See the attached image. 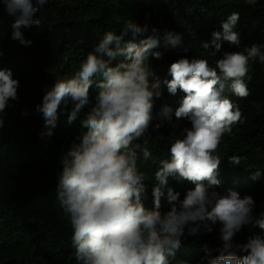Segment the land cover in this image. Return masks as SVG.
I'll return each mask as SVG.
<instances>
[{
  "label": "clouds",
  "instance_id": "obj_1",
  "mask_svg": "<svg viewBox=\"0 0 264 264\" xmlns=\"http://www.w3.org/2000/svg\"><path fill=\"white\" fill-rule=\"evenodd\" d=\"M223 13H211L216 7L202 6L210 17L201 49H192L172 62L164 79L167 91L183 98L173 109L165 105L154 128L167 124L173 129L168 139L170 159L159 161L151 195L153 207L145 206L146 174L140 171L139 150L147 161L152 153L136 141L147 133L153 119L155 101L162 95L160 78L152 70L150 58L161 59L163 48H183L179 33L166 31L161 43L160 30L125 21L119 34L105 31L79 70L68 78L54 77L45 85L35 112L44 126L40 139H51L61 111L67 124L81 119V129L61 155L57 171V202L68 216L72 228L69 255L75 264H169L187 236L212 232L219 224L221 245L212 255L205 245L208 264H264V210L256 212L254 195L227 189L223 194L210 191L219 186L218 176L246 159L230 155L233 132L246 122L238 103L230 96L245 99L250 95L253 64L264 65V44H245L240 28V0ZM12 17L10 39L30 47L24 30L39 28L37 13L48 0H0ZM255 5L258 0H244ZM128 37V39H125ZM4 55L0 48V58ZM11 69L0 67V130L5 126L6 110L19 100L20 81ZM93 86L97 89L94 98ZM87 109V111H85ZM186 120L177 134L179 124ZM28 117L29 112L23 111ZM260 175L257 169L253 179ZM189 182L183 198L169 184V178ZM206 182V183H205ZM162 199L169 208L162 211ZM252 235L246 242L235 237L246 226ZM259 234H253V228ZM263 231V232H262Z\"/></svg>",
  "mask_w": 264,
  "mask_h": 264
},
{
  "label": "trees",
  "instance_id": "obj_2",
  "mask_svg": "<svg viewBox=\"0 0 264 264\" xmlns=\"http://www.w3.org/2000/svg\"><path fill=\"white\" fill-rule=\"evenodd\" d=\"M215 0H48L39 13V28L24 30L25 38L33 41L30 47H22L10 39L12 17L4 11L0 3V48L4 55L0 58V67L12 70L20 81L19 100L11 102L6 110L5 126L0 130V264H75L68 257L73 251L70 244L72 228L68 216L57 202V171L60 170L61 155L70 146L76 135L82 131L81 117L71 125L67 124V113L61 111L57 127L51 139H40L44 121L35 112V105L42 100L45 85H51L54 77L68 78L78 70L105 31L117 34L126 20L133 19L140 25L157 27L161 34V43L166 31L179 33L183 43L189 46L163 52L161 59L150 58L152 70L160 78L162 95L155 101L153 119L145 136L136 141L151 151V157L145 161L139 150L140 171L146 174V207H153L151 195L153 174L159 161L170 159L168 139L173 129L164 123L156 130L160 122L158 115L167 105L175 109L179 106L183 93L176 95L167 91L164 79L172 62L185 57L192 49L200 50L205 40L204 31L210 17L202 6L211 7ZM35 2V0H34ZM211 13H223L220 6L230 7L228 0H216ZM242 15L240 28L245 33V44H264V0L255 5H247L240 0ZM125 39H128L126 37ZM250 95L245 99L230 96L238 103L246 122L233 132V145L230 155L246 157L241 165L231 167L218 176L219 186L210 191L224 193L227 189L238 191L243 197L254 195L255 211L264 210V65L253 64L252 80L248 81ZM97 89L93 86L94 98ZM28 111L29 116L21 115ZM87 111V109H85ZM173 121L175 116L173 114ZM179 134L184 127H190L186 120L175 121ZM257 169L260 175L253 179ZM206 183V182H205ZM169 184L181 193V199L187 189L194 185L185 181L177 182L171 177ZM169 205L162 199V211ZM219 224L212 232L198 236H187L182 247L170 258L169 264H208L205 245L216 255L215 249L221 245ZM247 225L235 237L236 242H246L252 235ZM253 228V227H252ZM263 232V231H262ZM253 234H259L253 228ZM264 236V234H260Z\"/></svg>",
  "mask_w": 264,
  "mask_h": 264
}]
</instances>
